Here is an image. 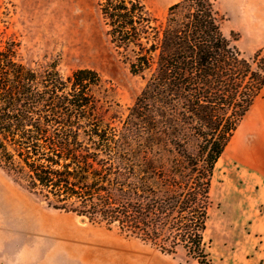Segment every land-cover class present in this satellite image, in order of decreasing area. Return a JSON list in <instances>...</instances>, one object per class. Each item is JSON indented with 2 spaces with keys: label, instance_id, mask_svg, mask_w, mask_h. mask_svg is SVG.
I'll return each mask as SVG.
<instances>
[{
  "label": "trees",
  "instance_id": "1",
  "mask_svg": "<svg viewBox=\"0 0 264 264\" xmlns=\"http://www.w3.org/2000/svg\"><path fill=\"white\" fill-rule=\"evenodd\" d=\"M99 6L110 44L145 80L112 150L98 159L80 140L100 75L28 66L21 43L0 38V169L49 208L210 264L215 169L264 89V51L245 57L212 0H183L164 20L143 0Z\"/></svg>",
  "mask_w": 264,
  "mask_h": 264
},
{
  "label": "rangeland",
  "instance_id": "2",
  "mask_svg": "<svg viewBox=\"0 0 264 264\" xmlns=\"http://www.w3.org/2000/svg\"><path fill=\"white\" fill-rule=\"evenodd\" d=\"M143 1L154 17L164 20L169 8L183 0ZM212 1L224 36L245 57L264 51V0ZM0 38L19 41L20 59L28 66L55 70L64 77L79 69L100 75L93 92L95 106L83 121L80 140L98 159L104 158L145 80L110 44L99 0H0ZM219 161L204 233L210 264H251V259L263 264L264 90ZM87 177L92 184L93 175ZM81 218L49 208L0 169V253L14 264L40 256L199 264L182 250L165 255L150 243L122 234L117 225L91 224L86 218L82 223Z\"/></svg>",
  "mask_w": 264,
  "mask_h": 264
},
{
  "label": "crops",
  "instance_id": "3",
  "mask_svg": "<svg viewBox=\"0 0 264 264\" xmlns=\"http://www.w3.org/2000/svg\"><path fill=\"white\" fill-rule=\"evenodd\" d=\"M262 11V10H261ZM260 27L263 29V37L261 38V49H264V22L260 21ZM264 90V89H263ZM4 251V250H3ZM251 264H254V259H251ZM140 260L131 259H91V258H63V259H45L43 257L29 260L27 264H140ZM0 264H14L13 260L9 259L4 254L0 253ZM146 264H155V260L148 259ZM264 264V263H263Z\"/></svg>",
  "mask_w": 264,
  "mask_h": 264
},
{
  "label": "water",
  "instance_id": "4",
  "mask_svg": "<svg viewBox=\"0 0 264 264\" xmlns=\"http://www.w3.org/2000/svg\"><path fill=\"white\" fill-rule=\"evenodd\" d=\"M80 222L85 223L86 222V219L85 218H81L80 219Z\"/></svg>",
  "mask_w": 264,
  "mask_h": 264
},
{
  "label": "bare ground",
  "instance_id": "5",
  "mask_svg": "<svg viewBox=\"0 0 264 264\" xmlns=\"http://www.w3.org/2000/svg\"><path fill=\"white\" fill-rule=\"evenodd\" d=\"M220 162V161H219Z\"/></svg>",
  "mask_w": 264,
  "mask_h": 264
}]
</instances>
